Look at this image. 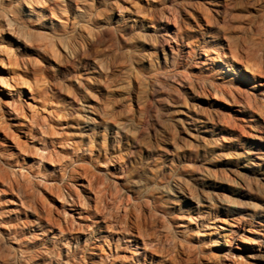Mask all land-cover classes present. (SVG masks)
I'll use <instances>...</instances> for the list:
<instances>
[{
	"label": "rangeland",
	"instance_id": "rangeland-1",
	"mask_svg": "<svg viewBox=\"0 0 264 264\" xmlns=\"http://www.w3.org/2000/svg\"><path fill=\"white\" fill-rule=\"evenodd\" d=\"M0 264H264V0H0Z\"/></svg>",
	"mask_w": 264,
	"mask_h": 264
},
{
	"label": "bare ground",
	"instance_id": "bare-ground-1",
	"mask_svg": "<svg viewBox=\"0 0 264 264\" xmlns=\"http://www.w3.org/2000/svg\"><path fill=\"white\" fill-rule=\"evenodd\" d=\"M220 6H222V4L220 5ZM223 8V7H222ZM221 8V9H222ZM220 9V10H221ZM220 10H219V8L216 10V12L219 14L220 13ZM163 13H159L158 12V14H153V17H152V21L154 22V23H156L159 27L161 26V22H162V16L164 15H162ZM154 25V24H153ZM108 27V26H107ZM104 29V28H103ZM105 29H106V27H105ZM153 34H155V33H152L151 34V36H154ZM152 42H153V40H152ZM161 43V42H160ZM15 63V62H14ZM14 75V74H13ZM17 77V76H16ZM15 78V77H14ZM88 78V77H87ZM11 79V78H10ZM8 81V80H7ZM15 82H17V81H15ZM5 83H7V82H5ZM3 84H4V82H3ZM74 98H76V97H74ZM74 101H76L75 99H74ZM241 102V101H240ZM239 102V103H240ZM242 106H243V108L244 109H247V107L249 106V104H247L246 103V101L245 102H241L240 103ZM90 106H93V105H90ZM90 108V107H89ZM12 109V108H11ZM13 110V109H12ZM8 112V115L10 116V118H12V119H14V120H16L18 123H16V126L18 127V131H22L24 134H27V133H29L30 131H32V129H33V127L35 126H33V125H31V123H29L28 125L27 124H24V123H19V120H17L18 118H19V113H18V110L16 109V111H10V110H8L7 111ZM89 113V112H88ZM192 113H190L189 114V118H188V120H190L192 123L193 122H196L197 121V119H196V117L194 116V115H191ZM35 121V120H34ZM39 121V120H38ZM38 121H36V122H38ZM44 121V120H43ZM94 121H97L96 119H94V117H91V115H87L86 116V122H84V124L83 125H81L79 128H78V130H79V132H77V133H75V135L78 137H84V136H87L90 132H91V129H93V128H91V124H94ZM210 122V121H209ZM33 123H35V122H33ZM42 123V122H41ZM38 124H39V122H38ZM44 124V123H43ZM42 124V125H43ZM46 124V123H45ZM41 125V124H40ZM45 126V125H44ZM35 128V127H34ZM41 128V127H40ZM27 129V130H26ZM205 129V128H204ZM195 131V130H194ZM192 136V135H191ZM11 147L12 148H14V149H16V153L19 155V154H24V150L21 148V144L17 141V143H14V145L12 144L11 145ZM6 150V149H5ZM5 153V152H4ZM3 153V155L5 156V154ZM5 180V179H4ZM8 180V179H7ZM5 182V181H4ZM7 185H8V183H6ZM13 185V184H12ZM180 186V185H179ZM178 188V187H177ZM13 189V188H12ZM175 189V188H174ZM182 190V189H181ZM73 198V197H72ZM186 198V197H185ZM74 200V202H75V204L77 203V202H80V200H81V198H80V196H77L76 198H74L73 199ZM20 202H21V204H24V200L23 199H21L20 198ZM26 202V201H25ZM47 223V226L49 227V231H51V229L52 228H55L56 226L50 221V219L46 222ZM53 230V229H52ZM60 231L61 232H63V230H61L60 229ZM260 232V231H259ZM39 236V234H33L32 236H30V237H32L33 239H36L37 240V238H39L38 237ZM32 241V240H31ZM20 251H21V253H22V256L24 255V251L22 250V249H20ZM35 254V253H34ZM31 257H33L34 258V256L35 255H33V254H31L30 255Z\"/></svg>",
	"mask_w": 264,
	"mask_h": 264
}]
</instances>
